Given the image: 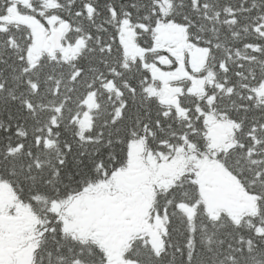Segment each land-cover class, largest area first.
<instances>
[{"label":"snow or ice","instance_id":"6c2138e0","mask_svg":"<svg viewBox=\"0 0 264 264\" xmlns=\"http://www.w3.org/2000/svg\"><path fill=\"white\" fill-rule=\"evenodd\" d=\"M0 264H264V0H0Z\"/></svg>","mask_w":264,"mask_h":264}]
</instances>
